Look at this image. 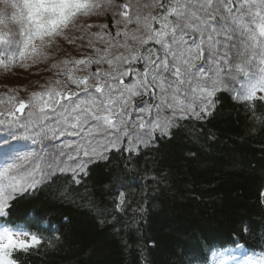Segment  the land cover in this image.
<instances>
[{
    "label": "snow or ice",
    "instance_id": "obj_1",
    "mask_svg": "<svg viewBox=\"0 0 264 264\" xmlns=\"http://www.w3.org/2000/svg\"><path fill=\"white\" fill-rule=\"evenodd\" d=\"M2 3L0 26L15 28L0 32V67L44 65L49 75L26 98L10 93L0 109V264H22L21 254L52 244L40 225L44 215L34 210L15 219V201L61 178L68 187H58L60 199H69L77 192L71 183L81 186L101 164L108 169L105 189L99 199H81L103 225L130 227L126 189L137 184L129 166L225 115L218 112L224 93L245 112L249 133L264 131V0ZM183 158L198 156L189 151ZM237 251L242 264H264L262 244ZM201 260L208 264L204 253Z\"/></svg>",
    "mask_w": 264,
    "mask_h": 264
},
{
    "label": "trees",
    "instance_id": "obj_2",
    "mask_svg": "<svg viewBox=\"0 0 264 264\" xmlns=\"http://www.w3.org/2000/svg\"><path fill=\"white\" fill-rule=\"evenodd\" d=\"M9 28L15 26H0V32ZM63 47L78 55L66 44ZM44 67H0V99L7 102L10 93L22 98L16 87L24 88V93L38 89L49 75ZM219 103L218 112L225 115L189 129L193 135L180 136L158 152H147L139 167L129 166L137 184L126 189L131 208L125 220H132L130 227L103 225L90 212L88 200L81 199L89 194L99 199L108 183L103 164L93 168L91 178L81 186L69 181L77 189L69 199H60L58 187L61 191L68 187L61 178L15 201L13 217L21 219L39 210L45 217L40 222L47 229L45 241H52L39 254H21L22 264H203L201 253L213 264L227 248L264 245V202L259 195L264 192V131L249 133L245 112L235 107L228 93ZM189 151L196 152L198 159L185 160ZM169 170L171 175L158 187L156 181ZM119 176L112 174L114 179ZM137 205L145 211L141 213ZM53 226L58 231H51ZM246 226L249 232L243 230ZM115 228L120 229L118 235L113 234ZM185 251L188 255H182Z\"/></svg>",
    "mask_w": 264,
    "mask_h": 264
},
{
    "label": "rangeland",
    "instance_id": "obj_3",
    "mask_svg": "<svg viewBox=\"0 0 264 264\" xmlns=\"http://www.w3.org/2000/svg\"><path fill=\"white\" fill-rule=\"evenodd\" d=\"M78 56V55H77ZM17 83V81H16ZM13 88V87H12ZM18 89V91L21 93L20 95H22V98H26L28 93H24V88L20 89V87H16ZM35 87H33L31 89V91L34 89ZM5 108L7 106V103L5 102V104L0 105V107ZM241 246H237L234 248H227L221 252H219V254L217 255V257L215 258L213 264H218V261L223 260L224 264H242V261L244 260V257L241 256L239 254V251H237V249H239Z\"/></svg>",
    "mask_w": 264,
    "mask_h": 264
},
{
    "label": "bare ground",
    "instance_id": "obj_4",
    "mask_svg": "<svg viewBox=\"0 0 264 264\" xmlns=\"http://www.w3.org/2000/svg\"><path fill=\"white\" fill-rule=\"evenodd\" d=\"M20 142H22V141H20Z\"/></svg>",
    "mask_w": 264,
    "mask_h": 264
}]
</instances>
